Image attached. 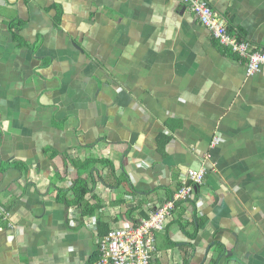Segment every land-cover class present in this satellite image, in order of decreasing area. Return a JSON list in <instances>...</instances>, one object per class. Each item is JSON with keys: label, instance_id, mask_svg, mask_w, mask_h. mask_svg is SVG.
<instances>
[{"label": "crops", "instance_id": "0c3cea01", "mask_svg": "<svg viewBox=\"0 0 264 264\" xmlns=\"http://www.w3.org/2000/svg\"><path fill=\"white\" fill-rule=\"evenodd\" d=\"M207 1L264 50V0ZM189 168L202 202L179 204L153 263L264 264V68L178 0H0V264H82Z\"/></svg>", "mask_w": 264, "mask_h": 264}, {"label": "built area", "instance_id": "2783aa9c", "mask_svg": "<svg viewBox=\"0 0 264 264\" xmlns=\"http://www.w3.org/2000/svg\"><path fill=\"white\" fill-rule=\"evenodd\" d=\"M193 13L205 26L212 37L239 60L244 61L246 73L253 75L264 68V50L255 49L249 41L238 40L229 30L223 16L215 11L207 0H178ZM218 141L214 138L212 143ZM205 169H187L181 174L180 184L170 197L152 211L147 218L132 226L110 228L97 240L95 258H87L82 264H154L155 234L163 232L167 223L174 217V212L181 203H192L198 208L202 197L198 188L204 181ZM4 218L7 212L0 207ZM90 229L96 230V221L87 223Z\"/></svg>", "mask_w": 264, "mask_h": 264}, {"label": "trees", "instance_id": "16d2710c", "mask_svg": "<svg viewBox=\"0 0 264 264\" xmlns=\"http://www.w3.org/2000/svg\"><path fill=\"white\" fill-rule=\"evenodd\" d=\"M230 31L234 34L236 39L241 40V38L238 36L237 32L232 31V29ZM97 161H98L97 159L91 158V159H87L84 161L74 160L72 163L78 169L79 172H84V171H90L93 164H95ZM105 163H108V161H106ZM71 190H72V193L74 195L76 202L82 203L83 205H86L88 207V210L85 209V212L86 213H88V212L92 213L94 210L93 206L89 205V203H87L85 200V195L90 191V187L87 184V182L82 177L78 176L74 180L73 185L71 187ZM195 224H196L195 230H197L200 227L201 223H200V221L197 220V221H195ZM96 225H97V229H99L101 224L99 223V226H98V223H96ZM106 233H107V231H100V229H99V234L101 237L104 236ZM96 255H97V252H94L92 255V258H95Z\"/></svg>", "mask_w": 264, "mask_h": 264}]
</instances>
